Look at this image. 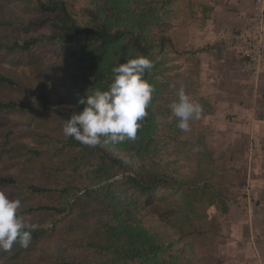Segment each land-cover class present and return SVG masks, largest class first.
<instances>
[{
  "label": "rangeland",
  "instance_id": "obj_1",
  "mask_svg": "<svg viewBox=\"0 0 264 264\" xmlns=\"http://www.w3.org/2000/svg\"><path fill=\"white\" fill-rule=\"evenodd\" d=\"M233 1L152 0L149 8L156 11L151 36V62L155 69L149 70V75L158 80L160 87L154 111L157 126L150 154L170 173L190 183L211 175L210 181L214 184L209 187V193L215 196L213 204L205 208L206 215L214 221L207 224V235L198 237H179L173 227L143 211L146 225L171 244L164 264H227L222 253L224 239L220 224L228 204L243 198L244 172L241 166L220 158L225 137L216 128L223 123L219 122V126L204 123L201 116L189 121L188 131H182L171 105L178 101L182 89L202 106L201 115L213 110L208 98L196 95L199 65L214 55L212 51L210 55L203 52L229 43L239 48L236 57L242 70L251 73L256 66L257 57L242 53L240 43L244 33L241 29H248L254 12L264 13V0L242 2L241 6ZM84 3L85 0H74L70 6L79 19L86 18ZM32 7L26 0H0V43L4 45L0 48V70L26 85L29 80L34 86L42 85L53 104L64 105L75 97L71 88L76 81L77 65L70 52L49 38H43L29 53L6 47L20 31L27 36L48 33L46 27L29 31L17 25L19 16L26 20L33 15ZM231 13L234 16L229 20ZM211 20L210 31L214 36L207 38V32L204 36L201 32ZM5 22L9 24H3ZM159 33L168 39L162 40ZM112 79L109 75L106 82ZM28 87L32 91V86ZM11 94L34 99L33 94L23 89L0 86V96L10 97ZM63 126L60 117L39 107L0 111V175L19 179L13 185H0V191L21 201L20 209L24 210L26 220L51 227L45 236L31 239L27 247L17 242L10 250L0 249V264H50L55 259L93 261L98 253L86 245L93 239L91 231L106 218L107 211L135 203L124 172L116 170L109 161L99 168L98 156L83 155L67 145ZM7 127L11 128V134L6 133ZM28 183L53 186L57 191L35 194L27 187ZM85 185L96 189L92 196L86 197L78 190ZM218 192L226 195L225 198L217 197ZM173 194L169 191L164 195L160 193L159 197L169 198ZM65 199H69L71 205L63 214L32 209L39 204H56ZM139 204L143 206L142 201Z\"/></svg>",
  "mask_w": 264,
  "mask_h": 264
},
{
  "label": "trees",
  "instance_id": "obj_2",
  "mask_svg": "<svg viewBox=\"0 0 264 264\" xmlns=\"http://www.w3.org/2000/svg\"><path fill=\"white\" fill-rule=\"evenodd\" d=\"M26 1L32 3L33 15L26 20L19 16L17 25L29 31L46 27L48 33L27 36L20 31L6 47L29 53L43 38L58 41L64 50L70 52V57L77 65L74 73L76 81L71 88L75 97L64 105L53 104L42 85L34 86L30 80L26 85L0 70V86L23 89L27 94L34 95V99L12 94L10 97L0 96V111L39 107L57 115L65 123L74 112L83 110L85 105L78 101L86 98L87 91L91 93L95 88H108L111 81L106 82V79L109 75L113 77V67L136 57L151 60V36L154 34L152 24L155 22L153 14H156V11L149 10L152 0H85L83 12L86 18L83 19H79L70 9L74 0ZM159 35L162 40L167 38L162 33ZM3 46L0 43V48ZM144 78L154 85L155 91L147 116L139 121L141 127L135 140L111 144L101 138L97 146L90 147L65 136L67 145L83 155L98 156L99 168L109 161L116 170H122L135 203L125 204L119 210L107 211L106 218L91 231L93 241H88L86 245L98 253L95 260L55 259L50 264H164L167 258L165 254L171 251V244L146 225L143 211L173 227L179 237L207 235L206 226L209 221H214L205 213V208L213 204L215 198L209 193V187L214 184L210 181L211 175L190 183L170 173L152 157L149 147L157 126L154 111L160 87L158 80L149 75V70L145 71ZM6 133H12L10 127H7ZM31 152L37 151L32 149ZM17 182L19 179L12 175H0V185H13ZM27 187L35 194L57 191L53 186L38 183H28ZM176 187H179L178 190ZM78 190L90 197L96 189L85 185L78 187ZM169 191H173L176 196L159 197L160 193L164 195ZM216 196L225 198L226 195L218 192ZM141 201L143 206L139 204ZM70 205V200L65 199L56 204H39L32 209L58 215L65 213ZM23 213L24 210L19 209V214L23 216ZM50 228L38 226L32 231L31 239L38 240L45 236Z\"/></svg>",
  "mask_w": 264,
  "mask_h": 264
},
{
  "label": "crops",
  "instance_id": "obj_3",
  "mask_svg": "<svg viewBox=\"0 0 264 264\" xmlns=\"http://www.w3.org/2000/svg\"><path fill=\"white\" fill-rule=\"evenodd\" d=\"M250 1L254 0L233 3L241 6ZM233 16L231 13L229 20ZM212 25L213 20L201 34L214 36ZM246 31L245 27L241 29L242 34ZM238 50L228 43L203 52L210 55L212 51L214 55L199 65L196 95L213 104L212 111L203 112L201 121L216 126L223 123L216 128L225 137L220 158L241 166L246 181L243 198L228 204L220 224L224 262L264 264V52L247 73L238 63Z\"/></svg>",
  "mask_w": 264,
  "mask_h": 264
},
{
  "label": "clouds",
  "instance_id": "obj_4",
  "mask_svg": "<svg viewBox=\"0 0 264 264\" xmlns=\"http://www.w3.org/2000/svg\"><path fill=\"white\" fill-rule=\"evenodd\" d=\"M153 64L146 57L127 59L112 68L113 79L106 90L95 88L78 103L85 105L82 111L73 113L63 126L66 137L97 146L101 138L105 143L119 144L135 140L152 101L154 85L144 78ZM182 131L189 130V121L200 119L202 106L181 89L178 101L171 105ZM21 201L12 199L0 191V249L10 250L15 243L27 247L31 233L38 225L19 214Z\"/></svg>",
  "mask_w": 264,
  "mask_h": 264
},
{
  "label": "built area",
  "instance_id": "obj_5",
  "mask_svg": "<svg viewBox=\"0 0 264 264\" xmlns=\"http://www.w3.org/2000/svg\"><path fill=\"white\" fill-rule=\"evenodd\" d=\"M250 21L252 22L241 40L243 55L260 57L264 52V13L260 10L254 12Z\"/></svg>",
  "mask_w": 264,
  "mask_h": 264
}]
</instances>
